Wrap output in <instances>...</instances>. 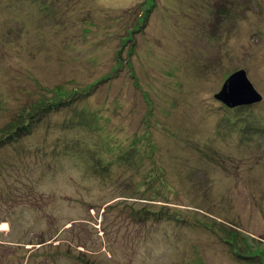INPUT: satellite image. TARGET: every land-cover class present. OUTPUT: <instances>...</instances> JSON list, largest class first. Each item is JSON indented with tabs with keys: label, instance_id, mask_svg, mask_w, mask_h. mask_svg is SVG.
Here are the masks:
<instances>
[{
	"label": "rangeland",
	"instance_id": "374dc122",
	"mask_svg": "<svg viewBox=\"0 0 264 264\" xmlns=\"http://www.w3.org/2000/svg\"><path fill=\"white\" fill-rule=\"evenodd\" d=\"M0 264H264V0H0Z\"/></svg>",
	"mask_w": 264,
	"mask_h": 264
},
{
	"label": "water",
	"instance_id": "95a60500",
	"mask_svg": "<svg viewBox=\"0 0 264 264\" xmlns=\"http://www.w3.org/2000/svg\"><path fill=\"white\" fill-rule=\"evenodd\" d=\"M214 97L229 108L259 103L263 99L244 68L230 73Z\"/></svg>",
	"mask_w": 264,
	"mask_h": 264
},
{
	"label": "trees",
	"instance_id": "16d2710c",
	"mask_svg": "<svg viewBox=\"0 0 264 264\" xmlns=\"http://www.w3.org/2000/svg\"><path fill=\"white\" fill-rule=\"evenodd\" d=\"M149 11V10H147ZM148 14V12L146 13ZM89 89V87H88ZM87 88L86 89H82L80 90H76V91H67L64 90L62 88H58L57 90H55V98L43 103V105H39V106H34V108L26 111L25 114H17V116L15 117L14 120L11 121V123H9L10 127L8 132V135L10 134H14V137L16 138V136H19L20 134L25 133L26 131H28L31 127H32V123L34 120L39 119V117H41V115L39 116V114L41 113V111H49V110H53L55 109L58 104L62 103L63 99L67 100L68 102L72 101V99L77 98V94H82V96H86L92 93L93 90L89 91ZM72 92V93H71ZM75 92V93H74ZM66 95V96H63ZM58 96V97H57ZM80 97V96H79ZM44 109V110H43ZM236 110V109H235ZM235 121L237 118H234ZM232 121V119H229ZM162 213H158L157 214V218L160 219L162 217Z\"/></svg>",
	"mask_w": 264,
	"mask_h": 264
},
{
	"label": "bare ground",
	"instance_id": "6f19581e",
	"mask_svg": "<svg viewBox=\"0 0 264 264\" xmlns=\"http://www.w3.org/2000/svg\"><path fill=\"white\" fill-rule=\"evenodd\" d=\"M238 132V131H237Z\"/></svg>",
	"mask_w": 264,
	"mask_h": 264
}]
</instances>
